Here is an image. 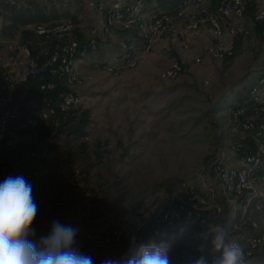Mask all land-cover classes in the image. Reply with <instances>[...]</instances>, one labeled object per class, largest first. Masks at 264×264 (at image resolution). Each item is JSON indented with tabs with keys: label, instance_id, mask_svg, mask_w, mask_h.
<instances>
[{
	"label": "built area",
	"instance_id": "1",
	"mask_svg": "<svg viewBox=\"0 0 264 264\" xmlns=\"http://www.w3.org/2000/svg\"><path fill=\"white\" fill-rule=\"evenodd\" d=\"M204 1L183 0L175 9L144 12V0H83L86 10L102 14L101 37L84 35L74 18L65 17L30 23L25 27L29 37L17 33L6 40L0 49V182L8 176L23 175L32 185L38 209L51 211L55 208L52 198L41 188L57 178L89 204L95 198L94 179L79 162L51 147L48 142L52 137L43 131L80 115L82 91L92 81L80 66L90 65L89 57L99 51L104 39L118 43L120 48L117 55L103 61L105 68L114 70L119 61L133 65L137 55L152 52L162 39L178 34V19L182 17L189 19V32L193 29L197 33L203 22L212 36L194 57L197 64L234 58L238 39L251 36L254 27L264 37V0H220L214 12L204 7L206 16L198 17L192 8ZM116 29L127 32L112 39ZM189 36L187 39H192ZM164 47L169 50L167 44ZM182 71V62L173 59L161 75L176 78ZM227 115L237 135L236 162L216 166V180L205 182L204 189L183 180L176 192L146 210L117 215L106 227L87 230V243L101 251H114L117 256L115 259L103 253L101 259L93 258L94 264L124 259L129 249L145 243L150 233H167L179 224L203 226L211 213L225 210L224 202L235 227L246 223L255 230L245 238V255L253 257L264 245V229L256 219V213L263 210L260 197L264 196V73L243 100L228 106ZM79 138L89 139L87 135ZM62 220L70 226L74 223L69 214ZM40 240L34 242L39 244Z\"/></svg>",
	"mask_w": 264,
	"mask_h": 264
},
{
	"label": "rangeland",
	"instance_id": "2",
	"mask_svg": "<svg viewBox=\"0 0 264 264\" xmlns=\"http://www.w3.org/2000/svg\"><path fill=\"white\" fill-rule=\"evenodd\" d=\"M82 3L80 0L76 6L81 10L77 22L82 33L101 37L102 14L84 10ZM219 5L220 0H205L193 6L192 12L204 17L202 8L211 13ZM187 19H178L179 33L162 39L152 52L137 55L133 65L119 61L116 69L109 70L103 66L105 58H90V65L80 66L81 71L92 76L82 91L80 110L83 135L89 139L83 141L70 132L49 142L62 155L79 162L94 179L95 198L85 204L63 181L52 178L41 190L52 198L55 208L38 209L32 224L34 238L41 239L51 231L41 235V219L69 214L74 217L72 227L78 231L75 243L82 252L97 259L107 253L117 259L114 251L92 247L85 241L84 233L106 227L117 215L142 212L165 200L183 180L204 189L205 182L216 180V166L236 162L237 135L231 128L227 108L234 101L243 100L246 91L263 74L260 65L264 64V37L254 27L251 36L239 39L234 58L197 64L192 45L197 33L193 29L189 32ZM25 27L20 26L17 33L24 34ZM188 36L192 39L188 40ZM114 37L116 33L111 38ZM114 55L117 54L107 57ZM173 59L182 62L181 75L163 77V68ZM70 203L75 207L73 213L65 208ZM224 206L222 213H211L207 223L199 226L201 243H206L203 233L222 225L230 241L244 251L245 238L255 230L246 223L235 227L226 202ZM256 219L260 229H264L262 211L256 213ZM209 249L210 244H206L201 254H209ZM245 260L247 264H264V245L253 257L245 255Z\"/></svg>",
	"mask_w": 264,
	"mask_h": 264
},
{
	"label": "clouds",
	"instance_id": "3",
	"mask_svg": "<svg viewBox=\"0 0 264 264\" xmlns=\"http://www.w3.org/2000/svg\"><path fill=\"white\" fill-rule=\"evenodd\" d=\"M37 211L32 185L23 175L0 182V264H94L92 256L76 246V229L70 225L56 221L39 244L34 242ZM202 238L206 243L198 250L204 253L210 244L209 254L199 255L190 264H247L243 249L230 241L224 226L209 228ZM170 249L163 240L134 244L124 259H106L101 264H171Z\"/></svg>",
	"mask_w": 264,
	"mask_h": 264
},
{
	"label": "trees",
	"instance_id": "4",
	"mask_svg": "<svg viewBox=\"0 0 264 264\" xmlns=\"http://www.w3.org/2000/svg\"><path fill=\"white\" fill-rule=\"evenodd\" d=\"M182 1L183 0H144L142 10L146 12L154 11L159 8L175 9ZM79 3L80 0H72L69 2L64 0H25L17 2H14L13 0H0V49L5 44L6 40L17 34L20 26H27L28 24L35 22H50L65 17H72L77 20L81 12V10L76 7ZM116 30V34L119 36L120 33H122L121 36H124L127 32L120 29ZM24 34H28L25 38L31 35L26 29ZM107 42V39L100 42L99 51L106 49H109L110 51L113 49L107 47ZM260 66L261 72L264 73V64H261ZM81 120L82 116L78 115L77 119L72 120L71 118L67 123L60 127H48L43 131V134H49L52 138H56L62 133L73 132L75 135L81 136L84 134L82 131L83 127L81 126ZM48 143L50 144V142ZM262 168L264 169V165ZM260 200L263 206L262 212L264 213V196H261ZM65 208L70 213H73L75 210V207L71 203L66 204ZM56 221L67 225L62 220V217L58 218L57 215L49 217V219H41V221H39L41 222V235L47 230L50 231L53 223ZM199 232L200 229L197 224H179L167 233L148 234L145 243H148L149 241L159 243L161 240L168 242L171 245L169 253L171 264H190V260L201 255V252L198 250L199 246L202 244ZM32 237L33 241L38 239V237L34 238V235Z\"/></svg>",
	"mask_w": 264,
	"mask_h": 264
},
{
	"label": "crops",
	"instance_id": "5",
	"mask_svg": "<svg viewBox=\"0 0 264 264\" xmlns=\"http://www.w3.org/2000/svg\"><path fill=\"white\" fill-rule=\"evenodd\" d=\"M83 9L86 10L84 7H83ZM187 20L189 21V19H187ZM76 21H78V18H77ZM121 35H122V33H120V36ZM120 36L117 35V38H119ZM107 40H108V42H107V45L108 46L107 47H109V48L111 47L113 49H111L110 51H109V49L108 50L106 49V50H103V51L102 50L101 51H98L97 53H92L91 56L88 59V61H89L90 64L92 63L90 61V58H92V59H96V58L97 59H102V58H106L108 56V54H111L113 52L115 53V52H119L120 51V48H119L118 43H111V40L110 39H107ZM211 40H212V36H211V34L209 32L208 25L206 23L201 22L200 23V29L197 31L196 37H194L193 40H192V45H193V47L196 50L195 56L200 51H202L211 42ZM238 42H239V39H238ZM237 47H238V45H237ZM77 232L78 231H76V236H78V233Z\"/></svg>",
	"mask_w": 264,
	"mask_h": 264
}]
</instances>
